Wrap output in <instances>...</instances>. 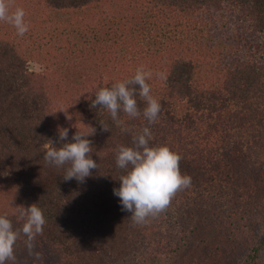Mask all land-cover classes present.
Instances as JSON below:
<instances>
[{"label":"trees","instance_id":"obj_1","mask_svg":"<svg viewBox=\"0 0 264 264\" xmlns=\"http://www.w3.org/2000/svg\"><path fill=\"white\" fill-rule=\"evenodd\" d=\"M10 4L12 10L43 7L71 14L68 22H29L24 36L0 22V215L18 229L24 222L21 206L36 204L46 220L35 240L42 259L29 255L21 235L15 264H264V159L259 158L264 154V0ZM84 10L87 15L81 16ZM42 49L46 62L71 61L73 76L72 71L85 70L82 86L61 91L56 71H29V58ZM140 67L152 72L146 81L151 95L163 96L157 97L158 120L169 118L187 129L206 125L200 137L212 148L196 162L168 146L181 155L180 171L191 176V186L175 195L166 211L135 223L113 193L126 174L116 166V153L119 146H133L140 132L127 122L145 119L146 102L137 88L141 116L129 118L121 111L119 126L104 107L91 104L101 88L132 78ZM74 92L83 98L71 96ZM59 93L67 97L60 99ZM53 106L57 112L67 107L70 121L83 124L81 133L95 129L87 138L99 167L83 183L64 181L69 165L57 168L43 159L51 142L56 147L75 142L77 132L59 141L63 127L56 125ZM101 122L110 131H102ZM251 127L260 133L251 150L257 156L237 141L236 130ZM149 143L161 146L155 137ZM208 166L236 173L217 180L208 175Z\"/></svg>","mask_w":264,"mask_h":264},{"label":"clouds","instance_id":"obj_2","mask_svg":"<svg viewBox=\"0 0 264 264\" xmlns=\"http://www.w3.org/2000/svg\"><path fill=\"white\" fill-rule=\"evenodd\" d=\"M0 22L10 24L15 28L18 36H24L29 31V24L25 21L23 8L11 9L10 0H0ZM161 75V74H158ZM152 78L151 71L143 67L136 70L134 76L112 86L101 88L95 95L91 107H104L116 124L122 125L118 113L123 112L129 118L141 116L136 100L138 95L146 102L143 117L148 125L154 124L162 111L161 103L151 95L150 84L146 81ZM161 78H164L161 75ZM64 111L66 118L71 119ZM101 130L110 131L107 124L101 122ZM126 130V129H125ZM77 131L72 140L75 142L62 143L56 147L53 142L44 152L46 163L61 168L69 165L63 175L64 181L83 183L92 175L93 169H98V163L92 159V142L87 138L94 134ZM69 129L59 131V141H67ZM152 134L149 127H144L142 133L133 137V146H119L116 153V166L126 174L119 177L120 187L114 188L113 193L119 197L122 210L130 213L129 218L135 223H144L149 217H156L167 210L178 191L191 186L192 178L181 174V155L167 146H150ZM20 212L24 220L22 227L14 229L13 222L6 215H0V264H15V246L21 235L26 237L24 244L29 255L34 259H42L41 254L35 251L37 236L43 235L46 220L43 211L32 204Z\"/></svg>","mask_w":264,"mask_h":264},{"label":"rangeland","instance_id":"obj_3","mask_svg":"<svg viewBox=\"0 0 264 264\" xmlns=\"http://www.w3.org/2000/svg\"><path fill=\"white\" fill-rule=\"evenodd\" d=\"M14 11V10H13ZM67 12V13H66ZM70 11H60V10H50V9H45L43 7H39L33 11L30 12H26L25 11V21L27 23H42V24H47V23H54V22H68V19H71V14L69 13ZM81 12V16H86L87 13L84 11H80ZM43 26H47V27H51V28H55L57 29L60 25H43ZM70 26V25H69ZM78 25H74L73 27H77ZM81 27H87V25H80ZM93 27V25H92ZM171 30V29H170ZM91 30H87L88 36L86 37V40L89 41L90 38L92 37V34H90ZM27 41V38L25 39ZM264 42V40H263ZM91 46L89 45V48ZM35 54L32 55V57L29 58L28 60V70L31 72H45L46 70H50V71H56L57 75L62 77L63 80V85H61V91H63L64 88H66L68 91L73 90V88L76 86H82L79 85L81 84V81L83 80V78H79V76L82 75L83 72H81V74L79 72H77V70H74L72 72H74L75 76L71 75L73 73H70V69H72V63L71 61H67V62H54L50 60L49 62H46V59L48 58L47 54L45 53V50H35L34 51ZM50 55V54H49ZM78 59V58H77ZM49 63V64H48ZM50 67V68H48ZM84 76V75H83ZM60 89H57V91L59 92ZM80 92V91H79ZM67 93H71V92H67ZM60 94V93H59ZM76 94H78L77 98H83V94L82 93H72L71 96H75ZM61 95V94H60ZM64 96V98H66L67 96L65 95H61L60 99ZM70 96V95H68ZM158 98H163V96L161 95H157ZM157 97H155L157 99ZM143 100V99H142ZM158 100V99H157ZM144 101V100H143ZM58 102H56L57 104ZM69 109L71 110V107L69 106ZM59 110L57 107L53 106V117L56 121V125L57 126H61L63 128H68L69 129V133L70 132H75L80 130L83 127L82 123H77L76 120L75 122L70 121L69 119L66 118L65 112L64 111H58ZM60 110H66L67 115L69 116V110L67 107H65L64 109L60 108ZM58 113V116L56 115V112ZM74 114L75 112L73 110H71ZM60 114L61 116H64V120L61 121L59 120L60 118ZM77 118V117H76ZM120 119V118H119ZM127 117H124L123 120H126ZM122 121V120H121ZM171 120L169 118L167 119H161V120H157L154 124L148 125V122L141 118L138 119V121H131L128 120L127 123L131 124L130 127H132L134 129V131L140 132L142 133V130L144 127H149L150 132L152 134V138L155 137L158 141L157 144L161 145V146H169L170 148L176 149L179 148V153H182L184 155H193V157H195L197 159L196 162L200 161V156L203 153L204 155H208V149H211V146L205 147V141L204 139H202V135L205 134V129H206V125H204L201 130V127L198 126V124L194 123L192 124H188V129L185 128L186 126H183L179 128V126L177 124H171L170 122ZM116 124V122H114ZM79 124V125H78ZM251 128H242V129H238L236 130V134H237V141H243L242 144V149L248 151L249 154H252L254 156H257L259 153H257L256 151H252V146L255 145V143L257 142V139L259 137V132L258 130H254ZM190 141V142H189ZM180 145H184V146H180ZM264 159V154H261V156L259 158ZM204 162V161H202ZM207 173L212 174L213 176L215 175L216 179L218 180L220 177H222L223 175H228L233 176L236 172H234L232 174L231 170L229 169H221L219 171V169H212L210 166H208L207 168ZM218 182V181H216ZM183 190V189H182ZM181 191V190H180ZM180 191L177 192L176 197H180V195L182 193H180ZM180 193V194H179ZM225 241V240H223ZM153 244H155V242H153Z\"/></svg>","mask_w":264,"mask_h":264}]
</instances>
